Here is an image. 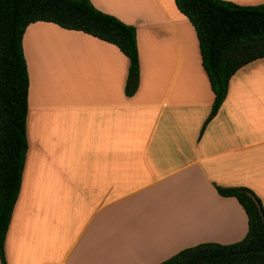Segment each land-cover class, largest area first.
<instances>
[{
	"label": "crops",
	"instance_id": "obj_1",
	"mask_svg": "<svg viewBox=\"0 0 264 264\" xmlns=\"http://www.w3.org/2000/svg\"><path fill=\"white\" fill-rule=\"evenodd\" d=\"M90 1L134 26L138 87L125 95L128 60L115 45L51 22L26 27L27 150L5 263L158 264L240 240L246 214L214 184L249 188L264 211V58L229 78L200 133L213 93L174 0Z\"/></svg>",
	"mask_w": 264,
	"mask_h": 264
},
{
	"label": "trees",
	"instance_id": "obj_2",
	"mask_svg": "<svg viewBox=\"0 0 264 264\" xmlns=\"http://www.w3.org/2000/svg\"><path fill=\"white\" fill-rule=\"evenodd\" d=\"M192 24L201 65L213 101L200 130L216 114L232 75L264 58V3L242 6L224 0H174ZM54 23L115 45L128 60L124 93L131 96L139 83L135 28L95 8L90 0H0V262L16 202L27 150L28 74L22 36L34 22ZM219 195L234 197L247 217V232L232 243L201 242L185 247L158 264H264V211L247 187H222Z\"/></svg>",
	"mask_w": 264,
	"mask_h": 264
}]
</instances>
